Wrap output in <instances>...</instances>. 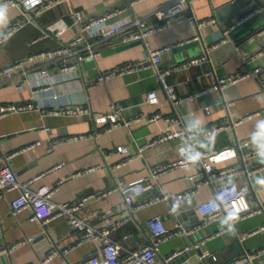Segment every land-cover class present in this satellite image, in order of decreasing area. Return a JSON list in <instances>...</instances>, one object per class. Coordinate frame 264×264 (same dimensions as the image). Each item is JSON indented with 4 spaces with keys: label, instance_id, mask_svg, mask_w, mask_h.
I'll use <instances>...</instances> for the list:
<instances>
[{
    "label": "crops",
    "instance_id": "0c3cea01",
    "mask_svg": "<svg viewBox=\"0 0 264 264\" xmlns=\"http://www.w3.org/2000/svg\"><path fill=\"white\" fill-rule=\"evenodd\" d=\"M7 1L0 0V32L16 21L26 24L0 43V68L71 43L79 31L76 13L88 21L121 11L116 24L125 26L128 20L135 19L156 24L154 12L177 0H44L39 13L26 5L4 7ZM248 2L197 0L186 5L188 11L197 21L215 18L216 24L199 28L195 21L174 23L150 36L147 42L123 43L120 36H90V46L100 55L82 62L73 55L69 60L74 68L67 72L61 71L65 60L62 58L47 64L27 63L25 74L1 78L0 106L32 105L33 109L0 119V167L10 165L24 184L39 178L31 188L46 186L56 190L51 198L56 205L86 199L79 217L98 229L106 226L109 217L115 223L125 222L112 235L123 246L122 257L149 243L147 222L161 217L168 229L181 225L191 233L162 242L158 261L189 249L184 255L194 253L173 263L230 264L246 253H254V264H264V231L246 237L264 226V211L239 219L235 225L224 216L205 222L198 211L201 204L216 198V189L227 179L206 183L201 163L177 167L158 177L153 175L155 168L187 157L180 148L189 143L188 133L224 127L198 149L202 155L234 150L236 156L215 165L216 174L229 168L238 170L234 180L249 189V194L238 202L241 213L264 207V139L244 146L251 134L264 126V48L257 50L259 42H264V27L255 39L249 36L239 45L234 43L236 52L231 47L214 54L229 39L225 32L237 19L232 17L233 13L246 9ZM252 3L256 4V10L264 8V0ZM49 27L54 31H48ZM125 31L133 33L136 28ZM193 37L199 40L177 46ZM149 49H165L161 54L162 72L195 58L207 57L208 61L165 75L166 83L174 89V101L153 69L97 82L102 74L116 67L147 60ZM44 69L49 71L47 79L41 75ZM256 69L261 70L258 77L229 85L224 91L212 90L218 78L245 71L253 73ZM90 85L93 87L89 90ZM152 96L156 98L154 102L150 101ZM66 107H82L87 111L61 116L47 113ZM116 109L122 125L96 123L97 118ZM249 116L252 118L248 119ZM177 132L183 134L143 149L162 136ZM57 140L60 142L54 144ZM36 143L34 149L26 150ZM51 144L53 151H49ZM121 148L129 152L120 153ZM257 149H262L259 154L255 153ZM141 179H146L148 188L141 201L150 203L136 215L127 208L118 191L103 199L93 197ZM185 194H191L189 199L176 201V196ZM19 195V191L9 192L0 200V250L29 239L42 240L23 244L10 254H0V264H44L48 259L47 264H89L99 257L102 247L99 240H84L77 249L64 253L81 240V232L66 217L43 225L31 220V208L13 215L11 202ZM163 195L170 200L155 201ZM125 236L128 238L124 239ZM207 254L211 256L205 257Z\"/></svg>",
    "mask_w": 264,
    "mask_h": 264
},
{
    "label": "built area",
    "instance_id": "2783aa9c",
    "mask_svg": "<svg viewBox=\"0 0 264 264\" xmlns=\"http://www.w3.org/2000/svg\"><path fill=\"white\" fill-rule=\"evenodd\" d=\"M194 1L197 0H177L170 6L155 11L153 14V18L157 21L156 24H149V22L144 19L128 20L127 23H125V26L116 24L115 21L118 19V17H120V14L122 13L121 11H114L88 21L84 20L81 13H76L75 19L76 25L79 27V31L78 35L71 43L62 46L57 50L34 54L26 61L16 62L0 68V79L13 77L18 74H25L24 70L27 63L47 64L62 58L65 60L61 71L67 72L70 69L74 68L69 60V58L73 55H76L78 57L79 62L85 61L87 59H94L100 55L99 52L93 50L90 46V36H99L104 38L120 36L123 43H133L139 41L147 42L150 36L158 32L165 31L174 23L195 21L199 28L216 24L217 20L215 18L203 21H197L195 19V17L188 11L186 6L187 4L188 6H190V4ZM43 3L44 0H8L5 3L4 7L26 5L29 10L37 9L39 13V7ZM259 11L264 12V8L256 10L254 13H252V15L258 13ZM243 21H245V19L240 20L237 24H240ZM25 24L26 21H16L10 27L0 32V43H3L11 36H13L16 32L21 30L25 26ZM130 27H135L136 32L129 33L125 31L126 28ZM234 27L235 24L227 29L225 34H228L229 31ZM48 31L53 32V27H49ZM198 40V37H193L191 39H188L187 41L179 43L177 46H182L184 44ZM164 52L165 49H149L150 57L147 60L139 61L136 63H127L116 67L113 70L102 74L97 82H105L114 77L124 76L147 69H153L158 74L160 81L170 99L174 101V89L166 83L165 75L190 69L191 67H195L207 62L208 59L207 57L191 59L190 61L182 65L172 67L167 71L162 72L160 70V64L161 54ZM260 72V69H256L253 73L245 71L238 73L233 77L221 79L218 78L212 90L224 91L229 85H235L247 78L258 77ZM41 75L43 79H47L49 77V71L47 69H44L41 71ZM92 87L93 85H90L88 86V89L90 90ZM155 100L156 98L153 96L150 99L151 102H154ZM28 109H33V106H0V119L4 118L10 113L25 111ZM206 110L208 111L209 109L206 108ZM86 111L87 110L82 107H66L58 110H51L47 113L49 115L61 116L79 115ZM251 118L252 116L248 117V119ZM96 123L100 125L111 124L112 127H118L122 125L123 122L121 121L120 115L118 114V109H116L114 113L110 115L97 118ZM127 123L129 124V122ZM112 127H106V130H110ZM223 128L224 127H215L207 131L196 129L195 131L188 133L189 143L180 148L181 154L187 155V157L183 158L180 161L155 168L153 170V175L154 177H158L161 174L177 167H186L191 163H201L206 174V183L213 184L215 181L227 179L225 182H222V184L216 189V198L214 200L203 203L198 207V211L204 219L203 221H212L224 216L229 218L232 225H235L239 219H246L264 211V207H261V209L258 210L241 213L238 209V202L240 200H243L249 194V189L246 187H240L234 180V177L239 173L238 170L236 168H229L220 171L218 175L216 174L215 165L236 156L237 154L234 150H225L222 152H214L207 155H202V153L198 149L201 143L213 138ZM262 133H264V126H262L258 131L252 133L250 138L244 143V146L250 147L252 143L264 139V134ZM181 134L183 133L177 132L166 134L156 141L151 142L149 145L143 147V149L174 138H178L179 136H181ZM59 142L60 141L57 140L54 144H58ZM54 144H51L49 151H53ZM36 146H38V143H36L32 147H28L26 150H32ZM261 150L262 149H257L255 153L259 154ZM119 152L127 154L129 150L127 148H121ZM13 156V154L9 155L8 159L10 160ZM207 160H210V162H208ZM128 161H130V159L126 160L124 163H122V165H126ZM38 179L39 178L35 180ZM35 180H32L25 184L21 183L16 172L10 165L7 164L4 167H0V200L3 199L4 196L9 192L19 191L20 195L11 202V210L13 215H18L24 209L31 208L33 210V216L31 220L40 222L43 225H47L52 219L58 217H66L71 226L81 232V240L73 245L69 250L64 251L65 254L80 247L84 240H99L102 242L99 257L92 259L89 264H172L177 258L181 257L189 250H181L167 257L166 259L158 261L157 254L159 252V246L162 242L176 238L181 234L189 235L191 232L188 230H184L181 225H177L174 229H168L161 217H155L147 222V227L150 231L149 243L139 250L128 252L125 257H122V251L124 250L123 246L118 241L114 240L112 238V235L125 222L115 223L109 217L105 220L106 226L102 229H98L92 226L88 221H85L79 217L80 211L85 207V202L87 201L86 199H83L82 201L76 203L56 205L51 200L56 190L46 186L41 187L38 190H33L31 188V185ZM145 181L146 179H141L139 181L130 182L122 186L118 190L108 192L105 191L99 194H95L93 195V197H96L97 199H103L111 193L118 191L121 193L127 208L133 215H136L137 211L150 203L141 201V198L148 189ZM190 196L191 194H185L176 196L175 198L176 201H183L189 199ZM169 200L170 198L165 195H163L162 197H157L155 199V201ZM107 214L110 215L111 212H108ZM260 231H264V226L259 231L246 234V237L252 236ZM127 238L128 236L124 237V239ZM30 242H33V239H29L28 241H23L16 245H12L10 247L2 249L0 250V254H10L21 245ZM209 256L211 255L207 254L205 257ZM254 257V253H246L243 257L230 264H254ZM213 259L217 261L216 257H213ZM49 261L50 259L46 260L44 264H47Z\"/></svg>",
    "mask_w": 264,
    "mask_h": 264
},
{
    "label": "water",
    "instance_id": "95a60500",
    "mask_svg": "<svg viewBox=\"0 0 264 264\" xmlns=\"http://www.w3.org/2000/svg\"><path fill=\"white\" fill-rule=\"evenodd\" d=\"M239 1L240 0H238V2ZM248 1H249L248 7L246 9H244L240 12L237 11V12L233 13L232 17L237 18L235 20V23H234L235 27L229 31V33H228L229 39L226 42V44L223 45L222 47H218L217 49L214 50L215 55L221 54V52H223L225 49H228L231 47L234 48V43L239 45L241 43V40H244V39L248 38L249 36H252V38L255 39L257 34H259L260 32L263 31L262 28L264 27V22H261V23H259V22L262 21V19L264 18V13L261 12L258 14L250 15L254 12V10H256V4L252 3V0H248ZM242 17H245L246 20L240 24H237L240 20L244 19ZM232 25H233V23L230 24L229 27H231ZM259 44L260 45L258 46L257 50H262L264 48V42L263 43L259 42ZM233 50H234V52H236L235 48ZM219 75H221V74L219 73ZM40 240H42V238L36 239L32 243L38 242ZM193 253H194V251H191L190 253L179 257L178 259H176L174 261V263L179 261V260H184L185 258H187L189 255H191Z\"/></svg>",
    "mask_w": 264,
    "mask_h": 264
},
{
    "label": "clouds",
    "instance_id": "9594fccd",
    "mask_svg": "<svg viewBox=\"0 0 264 264\" xmlns=\"http://www.w3.org/2000/svg\"><path fill=\"white\" fill-rule=\"evenodd\" d=\"M262 134H264V133H262Z\"/></svg>",
    "mask_w": 264,
    "mask_h": 264
}]
</instances>
